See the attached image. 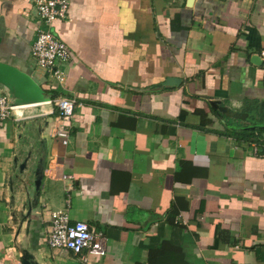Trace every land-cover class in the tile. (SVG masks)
I'll return each instance as SVG.
<instances>
[{
    "label": "crops",
    "instance_id": "obj_1",
    "mask_svg": "<svg viewBox=\"0 0 264 264\" xmlns=\"http://www.w3.org/2000/svg\"><path fill=\"white\" fill-rule=\"evenodd\" d=\"M69 1L60 83L34 0H0V60L52 100L0 119V264H82L53 210L105 235L91 264H264V0Z\"/></svg>",
    "mask_w": 264,
    "mask_h": 264
},
{
    "label": "built area",
    "instance_id": "obj_2",
    "mask_svg": "<svg viewBox=\"0 0 264 264\" xmlns=\"http://www.w3.org/2000/svg\"><path fill=\"white\" fill-rule=\"evenodd\" d=\"M38 14L42 20L37 38L32 45V54L37 64L51 73L60 83L65 82V69L72 57L68 44L52 31L51 26L56 19L68 16L69 0H34ZM52 100H45L44 102ZM61 124L57 135L64 144L69 142L71 120L76 107V99L60 96L55 99ZM43 102V103H44ZM42 102L15 103L5 95L0 96V119L12 117L16 112L28 107H37ZM258 149L255 151L257 152ZM48 233V243L51 248L72 251L79 255L82 264H91L93 257H104L107 253V239L101 232L93 230L84 220L71 221L65 210H53Z\"/></svg>",
    "mask_w": 264,
    "mask_h": 264
},
{
    "label": "water",
    "instance_id": "obj_3",
    "mask_svg": "<svg viewBox=\"0 0 264 264\" xmlns=\"http://www.w3.org/2000/svg\"><path fill=\"white\" fill-rule=\"evenodd\" d=\"M257 58L258 56H254L253 60L260 63ZM0 83L9 86L13 90L14 95L19 98L15 103H43L47 100L44 88H41L25 71L1 60Z\"/></svg>",
    "mask_w": 264,
    "mask_h": 264
},
{
    "label": "trees",
    "instance_id": "obj_4",
    "mask_svg": "<svg viewBox=\"0 0 264 264\" xmlns=\"http://www.w3.org/2000/svg\"><path fill=\"white\" fill-rule=\"evenodd\" d=\"M46 92H48L49 94H53L54 97L58 96L59 95V91L57 93H54L56 91H52V90H46ZM177 214V213H176ZM174 214V216L176 215Z\"/></svg>",
    "mask_w": 264,
    "mask_h": 264
}]
</instances>
